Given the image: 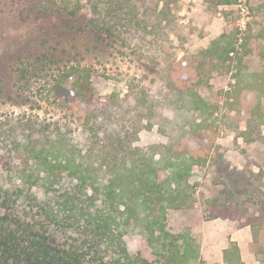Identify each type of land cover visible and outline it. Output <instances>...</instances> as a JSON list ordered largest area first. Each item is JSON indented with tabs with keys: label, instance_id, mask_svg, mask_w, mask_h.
<instances>
[{
	"label": "trees",
	"instance_id": "1",
	"mask_svg": "<svg viewBox=\"0 0 264 264\" xmlns=\"http://www.w3.org/2000/svg\"><path fill=\"white\" fill-rule=\"evenodd\" d=\"M31 1L37 12L59 9L67 14L65 16L77 18L83 9L81 0ZM91 1L96 15L86 25L97 31L104 29L112 36L124 26L130 30L142 29V22L148 21L143 17L152 12L163 14L166 19L169 14L168 0ZM261 1L246 0V5ZM33 11L35 9L30 12ZM111 15L126 20L116 23L113 27L116 31L103 22ZM14 16L21 21L28 15L21 9ZM65 23L66 27H71L69 21ZM228 36L227 31L220 34L204 52L213 58L235 62L234 89L226 93L230 96L236 92L237 97L245 98L244 103L246 98L248 102L252 99L249 106L255 107L258 103L256 88L264 91V70L250 71L251 62L246 56L250 53L251 57L264 58V50L258 44L249 49L255 42V39L250 41L251 35L240 37L241 41L236 33L235 40ZM48 39L45 36L43 42L47 43ZM238 40L245 48L243 53L236 47ZM56 51L54 46L53 50L37 55L21 54L13 64H16L14 70L27 83L39 74H42L39 78H47L45 88L63 105H68L67 108L75 109V123L83 127L84 140L72 135V127L64 130L65 124L45 118H26L12 130L0 123V264L202 262L195 237L186 229L169 231L166 215L168 209L188 207L194 201L190 177L196 164L209 159L211 146L207 134L212 132L210 117L217 108L218 94L216 98L211 96L214 94L211 85L199 74H179L175 77L176 105L179 109L199 112L200 120L187 129L186 123H182L164 131L168 142L139 146L135 141L142 129V120L152 116V107L145 97L142 103L133 97L140 124L130 132L131 128L120 122L124 99L117 94L111 95L108 103L95 102L91 66L81 63L61 66L64 59L62 53L59 55ZM253 114L262 121L261 106L258 113ZM251 121L248 119L247 130L242 133L246 141L255 138L248 137V130L253 126ZM259 126L258 123L254 127ZM10 133L14 138L12 143L8 140ZM257 137L263 139L264 134L260 132ZM238 172L239 182L247 187L252 184L243 171ZM224 186V193L230 191L229 181H224ZM246 190L237 188V192L246 193ZM211 203L214 207L218 205V198ZM230 203H222L223 210L214 208L213 216L236 217V211L244 208L242 201L236 202L237 208L233 210ZM261 217H248L246 221L251 226L256 251L264 261ZM131 223L143 227L142 243L150 251L130 252L123 237ZM232 256H237V260L232 261ZM224 260L227 264L240 262L236 245L226 249Z\"/></svg>",
	"mask_w": 264,
	"mask_h": 264
},
{
	"label": "rangeland",
	"instance_id": "2",
	"mask_svg": "<svg viewBox=\"0 0 264 264\" xmlns=\"http://www.w3.org/2000/svg\"><path fill=\"white\" fill-rule=\"evenodd\" d=\"M167 3V19L163 14L152 12L143 17L148 21L142 22V29L130 30L124 26L112 36L104 29L97 31L86 25L96 15L91 0H81L83 9L77 18L65 16L67 14L59 9L37 12L31 0H0V123L5 129L11 127L12 130L26 118H45L65 124L64 130L72 127V135L84 140L83 127L75 123V109L67 108L68 105H63L45 88L43 84L47 78H39L42 76L39 74L29 83L20 79L18 71L14 70L16 64H13L25 53L37 55L56 46L57 54L62 53L64 59L59 65L81 63L91 66L95 102L108 103L111 95L117 94L118 98L124 99L120 122L129 126L130 132L140 124L133 97L139 103L145 97L152 107V116L142 120V129L135 141L139 146L168 142L169 137L164 131L182 123H186L187 129L200 120L199 112L179 109L174 95L175 77L186 72L199 74L211 85L215 94L211 96L216 98L218 94L217 108L210 117L212 132L207 134L211 152L205 163L193 168L190 177L194 187L192 205L168 209L167 229L172 232L189 230L198 242L202 262L195 260L187 264H227L224 254L232 245L239 250L238 264H264L256 251L251 226L246 221L248 217L262 215L259 221L264 224V138L257 137L260 132L264 134V116L260 122L257 114L252 115L258 113V106L264 113V91L256 88L258 103L255 107L249 106L252 99L248 102L246 98L244 103L245 98L240 99L236 92L229 96L226 92L233 91L236 82L235 62L213 58L204 52L226 31L233 40L236 36L251 35L250 41L255 39V42L249 49L258 44L264 50V36L260 35L264 34V0L252 5H246V0H168ZM162 6L163 3L160 8ZM21 9L28 16L20 21L14 13ZM33 9L35 11L30 12ZM66 20L71 27L65 26ZM124 21L125 18L111 15L103 22L113 28ZM45 36L49 38L47 43L43 42ZM240 41L236 47L243 53L245 48ZM249 55L246 60L250 59V71L264 70V58ZM250 118L253 126L248 130V137L255 138L246 141L242 133L247 130ZM258 123L260 126L254 127ZM8 140L9 143L14 141L12 134ZM238 171H243L252 184L247 187L239 182ZM224 181H229L230 187L225 193ZM240 187L247 188L246 193L237 192ZM214 198L219 200L215 207L211 203ZM240 201L244 208L236 211V217L213 216L214 208L223 210L222 203L231 202L233 210ZM144 236L143 227L138 223L126 227L123 238L130 252L150 251L142 243ZM231 259L237 260V256Z\"/></svg>",
	"mask_w": 264,
	"mask_h": 264
},
{
	"label": "built area",
	"instance_id": "3",
	"mask_svg": "<svg viewBox=\"0 0 264 264\" xmlns=\"http://www.w3.org/2000/svg\"><path fill=\"white\" fill-rule=\"evenodd\" d=\"M243 10H245V8L243 6H241Z\"/></svg>",
	"mask_w": 264,
	"mask_h": 264
}]
</instances>
